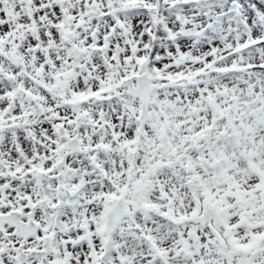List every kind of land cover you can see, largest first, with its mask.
I'll return each mask as SVG.
<instances>
[{
	"label": "snow or ice",
	"instance_id": "1",
	"mask_svg": "<svg viewBox=\"0 0 264 264\" xmlns=\"http://www.w3.org/2000/svg\"><path fill=\"white\" fill-rule=\"evenodd\" d=\"M0 264H264V0H0Z\"/></svg>",
	"mask_w": 264,
	"mask_h": 264
}]
</instances>
